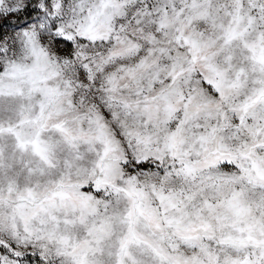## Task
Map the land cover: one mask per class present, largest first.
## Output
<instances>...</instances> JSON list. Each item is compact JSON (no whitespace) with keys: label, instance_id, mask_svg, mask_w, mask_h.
<instances>
[{"label":"snow or ice","instance_id":"obj_1","mask_svg":"<svg viewBox=\"0 0 264 264\" xmlns=\"http://www.w3.org/2000/svg\"><path fill=\"white\" fill-rule=\"evenodd\" d=\"M0 264H264V0H0Z\"/></svg>","mask_w":264,"mask_h":264}]
</instances>
